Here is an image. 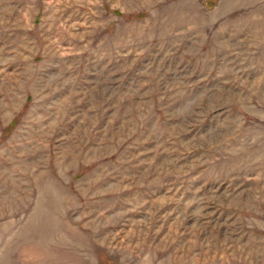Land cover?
<instances>
[{"label": "rangeland", "instance_id": "obj_1", "mask_svg": "<svg viewBox=\"0 0 264 264\" xmlns=\"http://www.w3.org/2000/svg\"><path fill=\"white\" fill-rule=\"evenodd\" d=\"M0 264H264V0H0Z\"/></svg>", "mask_w": 264, "mask_h": 264}]
</instances>
